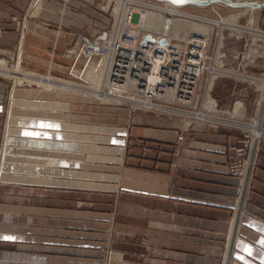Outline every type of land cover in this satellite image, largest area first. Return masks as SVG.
Returning a JSON list of instances; mask_svg holds the SVG:
<instances>
[{"label":"crops","instance_id":"1","mask_svg":"<svg viewBox=\"0 0 264 264\" xmlns=\"http://www.w3.org/2000/svg\"><path fill=\"white\" fill-rule=\"evenodd\" d=\"M31 19L27 15L22 29V53L42 56L51 47L45 61L47 69L54 68L55 51L69 46V36L58 27L46 33ZM76 95L94 99L66 89L13 95L3 148L9 157L2 159L0 187L11 181L43 192L100 194L103 209L93 210V201L82 210L58 201L44 212L51 219L41 224L31 223L34 214L23 222L18 214L0 219V240L26 249L0 250V264H104L100 253L111 235L112 264H222L229 241L237 263L264 264V138L257 146L249 201L236 216L238 178L228 173L227 160L242 130H189L175 155L179 130L173 124L129 129L124 122H93L91 112L77 109ZM244 107L238 104L236 112L245 114Z\"/></svg>","mask_w":264,"mask_h":264},{"label":"rangeland","instance_id":"2","mask_svg":"<svg viewBox=\"0 0 264 264\" xmlns=\"http://www.w3.org/2000/svg\"><path fill=\"white\" fill-rule=\"evenodd\" d=\"M152 3L159 5V7L169 8L173 14L182 13L181 11L190 13L194 16L189 18L192 20L191 23H197V26L201 24L200 27L190 28V30L182 32L178 29L175 36L186 37L188 32L193 33L194 30L203 31L209 36L206 54L211 73L210 71L206 72L200 80L198 93L191 105L155 98L153 102L163 105V108L152 107V110H146L148 108L138 107L140 104L133 101L149 106L148 103L139 101L144 99L143 96L125 94L126 97L117 98L109 92L101 91L103 89L88 83L83 78V75L85 77L87 71L91 70L99 59L93 58V60L88 61L86 54H82L76 63L74 57L69 53L78 39H95V36L105 29L115 30V34L120 33L124 41L131 39L134 44L152 39V33L144 31L146 27L151 29L152 24L149 21L152 19L149 17L157 13L158 19L163 18L158 11H155L156 9L154 10L148 5ZM2 5L3 7L6 5L7 16L2 24L0 39V95L4 97L3 102L0 103L2 106L4 105L0 121V167L2 159H5V155H9L5 150L3 151V148L6 139V124H9L11 99L14 94L17 96L23 94L25 90L32 89L48 93H54V90L65 91L66 89L78 92L84 97H92L94 99L90 100L76 95L77 109L83 111L84 115L91 112L92 115L90 116L91 119H94L93 122L109 124L124 122L129 129H133L136 124H173L174 128L179 130L177 138L183 136L185 139L188 137L189 130L207 129L216 132L224 127L236 128V130H242V133L238 140L231 145L239 146L243 142L244 144L245 141L247 142L248 147L243 146L247 148L244 152V162L248 163L256 152L252 147L254 146V138L258 133L256 130L264 133V12L261 15L262 19L258 20V15L250 19V14H237L243 10H229L228 7L218 5L205 8L188 5L180 11L174 6H163L160 1L156 0H0V9ZM159 7L157 8L161 10L162 8ZM117 10L120 11L121 15H117ZM27 15L29 18H33L31 21L45 27L46 33H50L51 30L58 27L61 28L59 31L63 35L69 36V46L59 47L55 51L54 62L56 67L51 69L46 67L45 60H47L48 51L52 50L51 47L41 53L42 56H39L40 53L32 54L29 50L23 52L24 54L22 53L19 42ZM203 18L205 20H202ZM148 19L150 20L148 21ZM215 20H218V23ZM238 27L241 29L250 28L253 31H238ZM174 29H177L176 24ZM119 44L120 42L115 40L112 47ZM111 53L115 54V50H110L107 55L109 56ZM38 57L40 58L38 59ZM216 57L217 60H215ZM95 67L98 69L97 65ZM104 67L103 69L101 66L98 73L100 74L99 77L102 78L103 76V79L106 80L108 66ZM212 67H216V69ZM214 71L215 77L212 79L210 87L211 74ZM215 79L216 82L213 86ZM105 80L103 85L107 88ZM228 87H230L229 90H227ZM65 96L71 97L66 94ZM71 98L74 99L75 97ZM208 101L211 102V106L215 107L217 104V107L215 109L210 108L207 106ZM238 104L239 109L245 105L243 108L245 114L236 112ZM201 114H205L207 118H202ZM81 119L87 121L85 116ZM131 139L133 142L142 144V141L136 137ZM178 141L179 143L174 149L175 155L180 154L182 150L180 140ZM140 147L144 148L143 145ZM146 149L144 151L149 150ZM135 150L140 151V149ZM230 156L231 151L228 155L227 168ZM173 165H177V163L173 162ZM234 177L238 178L237 202L241 181L239 176ZM1 181L3 180L0 179V184ZM86 194L79 191L73 194L43 192L39 189L25 188L24 185H17L11 181H4L0 187V219L4 220L7 217L9 219L12 218L13 214H18L22 218L20 221L23 222L26 216L34 214L35 216L32 215L34 221L31 223L41 224L44 223L41 219H51L45 213L47 210H51L58 201L62 202L64 208L79 207V210L90 206L86 205V202L93 201L91 206L93 210L100 211L103 209V198L100 194ZM249 198L250 192L246 202L249 201ZM78 202L79 205L77 206ZM114 203L116 206V201ZM13 219L19 220L18 218ZM104 242L105 247L102 248L100 259L104 261V264H112L115 259L113 236L111 235ZM7 249L26 250L24 246L21 248L16 243H6L0 240V250Z\"/></svg>","mask_w":264,"mask_h":264},{"label":"bare ground","instance_id":"3","mask_svg":"<svg viewBox=\"0 0 264 264\" xmlns=\"http://www.w3.org/2000/svg\"><path fill=\"white\" fill-rule=\"evenodd\" d=\"M156 1H160L161 5L163 6L170 5L177 7V9L180 11L182 10V8L187 7L188 5H196L204 8L218 5L221 7H228L229 10H233V9L243 10L237 12V14L241 15L244 13H248L250 14V19L251 17L253 18V16L258 15L259 16L258 20L262 19L261 15L264 11V0L210 1L206 5H200L194 3L176 5L171 1H163V0H156ZM148 5H150L151 8H154V10L156 9L155 11H158L159 15L163 17L162 19H158L159 17L157 13H154L152 14V16L149 17L152 20L148 19V21L150 20L149 22L152 24L151 29H148L146 27V30L144 29V31L152 33L153 37L152 39H149L152 40L151 42H149V40H145L141 42H136L134 44V42H132L133 40L131 39L128 41H124V38H121L120 33L117 32V35L115 34V30H111V34L108 37H106L107 34L103 33L104 31H106L105 29L98 34L100 35V37L96 41H92V38L78 39L75 42V45L73 46L72 50L69 51V53L74 57L76 63L77 61L80 60L82 54H86L88 61L93 60V58L99 59L98 63L96 64L98 69H96L95 67L96 65L95 66L92 65L94 67H92L91 70L87 71L85 77L83 75V78H85L88 81V83H91L92 85H96L99 89H103L101 91L104 92L109 91L110 94L116 96L117 98H121V96H125V94L141 95L143 96L144 99L139 101L148 103L150 107L138 101H133V102L139 103L140 105L138 107H145L148 108V110H152L151 109L152 107L154 108L159 107L158 109H161L160 107L162 108L164 107L163 105L154 103L153 102L154 98L162 97L165 100H172L170 96H167V94L165 95L166 96L165 98L163 91L165 90L164 82L166 81V72H167L165 65H167L166 64L167 61L170 58H172L173 52L171 50L172 49L175 50V48L173 47L176 45L177 49H180L182 48L181 43L191 42L192 41L191 36L194 32L203 34L204 37H202L203 38L202 41L206 44H208L207 42L209 41L208 40L209 36L207 33L203 31L201 32L196 30L192 31L193 33L188 32L187 35H185L186 37L175 36L178 29L182 32V31L190 30V28L200 27L201 24L197 26L196 25L197 23L194 24L191 23L192 20H190L189 18L194 16L190 13H185L181 11L182 13L176 12V14H173L169 10V8L159 7V5L153 3ZM157 7L162 9L160 10ZM147 10H150V8H147ZM215 21L217 22L218 20ZM175 24L177 25V29H174ZM115 40H118L120 44L118 46L112 47ZM162 40H165V42H162ZM161 43H165V44H161ZM86 48L89 49L88 52ZM101 48H104V50L101 51ZM110 50H115V54L111 53L109 56H107ZM195 52H197V55L199 57L204 56L202 50L199 49L192 50V53ZM104 58H106V60ZM215 60H217V57ZM146 61L149 62L151 61V63L146 64ZM139 65H143V66L147 65L148 67L138 68ZM101 66H103V69L105 68L104 66L106 67L108 66L107 77L105 76L106 80L103 79V76L102 78L99 77L100 74L98 73V71ZM212 68L216 69V67H212ZM205 69H207L206 64L203 67L200 66V67L191 68L190 70L189 69L186 70V71L189 70L191 74H188L185 77L186 83L183 85L184 88L182 89L185 94L181 95V98L183 97L182 100L184 99L183 101H185L183 103H186L187 105L192 104L193 99L196 97L198 93V89L200 87V80L206 74ZM208 69L210 70V67H208ZM194 74H196L197 76H194ZM142 77L145 78L143 82L140 79ZM193 78L195 79L193 80ZM197 78L200 79L198 82H197ZM104 80L107 88L104 87L103 85ZM141 84H143V86ZM174 89L175 91L171 89L172 91L170 92L173 93L172 94L173 99L177 98L176 97L177 93L179 94L180 92L179 90H176V88ZM138 90L140 91L138 92ZM190 92H191V101L187 103V101L185 100V95H187ZM256 131L258 133L254 138V146L257 151L258 142L263 138L264 133H261L258 130ZM254 164H255V159L250 161L249 178L246 181L247 188L249 187L252 178Z\"/></svg>","mask_w":264,"mask_h":264},{"label":"built area","instance_id":"4","mask_svg":"<svg viewBox=\"0 0 264 264\" xmlns=\"http://www.w3.org/2000/svg\"><path fill=\"white\" fill-rule=\"evenodd\" d=\"M202 20H205V19L203 18ZM240 30L249 31V32L253 31L250 28L241 29L240 27H238V31H240ZM103 33L107 34L106 37H108L111 34V30L106 29V31H104ZM194 33L195 34H192V36H191L192 37L191 42L181 43L182 48H180V49H177L176 45L173 47V48H175V50H173V49L171 50L173 52L172 58H170L166 63L167 65H165L167 72H166V81L164 82V87H165V90L163 91L164 97L166 98L165 95L167 94V96H170L173 101H176L177 103H180L183 105H187L186 103H183L185 101H183L184 99L182 100L183 97L181 98V95L185 94L182 89L184 88L183 85L186 83V78H185L186 75L191 74V72L189 70L191 68H195V67H200V66L203 67L206 64V66H207V69H205L206 72L210 71L208 69L209 66L207 64V54H206L207 44L202 41L203 40L202 37H204V35L197 33V32H194ZM127 35H130V34H127ZM99 37H100V35L95 37V39H92V41H96ZM151 41L152 40H149V42H151ZM161 44H165V43H161ZM194 49L202 50L204 56L199 57L197 55V52L192 53V50H194ZM86 50L88 52L89 49L86 48ZM103 50H104V48H101V51H103ZM149 63H151V61L150 62L146 61V64H149ZM139 67L141 68V67H148V66L147 65H145V66L139 65L138 68ZM187 69H189V70L186 71ZM195 72H198V71H195ZM194 76H197V75L194 74ZM140 79L142 80V82L145 80L144 77H142ZM194 79L195 78H193V80ZM199 80L200 79L197 78V82ZM141 85L143 86V84H141ZM193 85H194V82H193ZM174 88H176V90L180 91L179 92L180 96L177 93V96H176L177 98H175V99H173V96H172L173 93H170L172 90L175 91ZM139 91L140 90H138V92ZM154 99H153V101H154ZM161 99H162V97H161ZM185 100L187 101V103H189L191 101V92L188 93L187 95H185ZM193 101H194V99H193ZM193 101H192V104H193ZM216 107H217V104L215 105V107H213V108L210 107V108L215 109ZM201 117L207 118V116L205 114H201ZM178 140H180V143H181L182 140H184V137L179 136ZM246 143L247 142L245 141V144L243 142L242 145H239V146L231 145L229 148V153L231 151V156H230V160L228 162V172H229V174H231L233 176H239L240 181H241V183H240L241 189L239 191V197L237 199V204H236V207H239V209L235 208L236 209V216L240 210V207H245V205H246V201H245L247 199L246 193L247 192L249 193V190L246 186V181L249 178L250 161H252L253 159L256 158V152H255L248 163L244 162V159H243V157L245 155L244 152L247 149L245 147H248V144L246 145ZM244 145H245V147H243ZM241 147H243V148H241ZM252 147H253V150L255 149V151H256L255 146H252ZM234 153H235V156H234ZM238 160H240V161H238ZM244 163H245V165H244ZM244 181H245V183H244ZM240 199H242V200H240ZM241 215L243 216L244 214L242 213ZM236 220L237 219L234 218L233 223H232L234 225L233 228L235 227ZM231 242L232 241H229L228 252L226 253L227 255L225 256L224 262L222 264H239L235 261V259L233 257V252L231 251V249H232Z\"/></svg>","mask_w":264,"mask_h":264},{"label":"water","instance_id":"5","mask_svg":"<svg viewBox=\"0 0 264 264\" xmlns=\"http://www.w3.org/2000/svg\"><path fill=\"white\" fill-rule=\"evenodd\" d=\"M163 1H171L176 5H184V4H192V3L206 5L210 1H224V0H163ZM229 4H232V3H229ZM162 42H165V40H162Z\"/></svg>","mask_w":264,"mask_h":264}]
</instances>
